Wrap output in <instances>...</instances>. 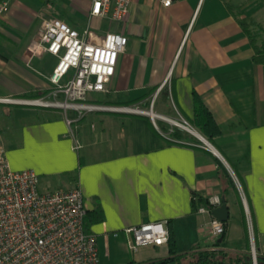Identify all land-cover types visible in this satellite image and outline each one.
I'll list each match as a JSON object with an SVG mask.
<instances>
[{
  "label": "crops",
  "instance_id": "0c3cea01",
  "mask_svg": "<svg viewBox=\"0 0 264 264\" xmlns=\"http://www.w3.org/2000/svg\"><path fill=\"white\" fill-rule=\"evenodd\" d=\"M92 1L73 0L84 20L72 26L120 32L127 45L108 91L89 100L138 106L156 113V123L150 114L98 111L70 126L66 116L76 118L75 111L71 117L61 108L0 102V145L11 168L35 170L40 185L43 178L53 185L48 192L80 187L87 209L98 207L103 216L85 224L97 236L100 257V240L104 247L111 237L127 241L128 227L166 220L178 255L204 249L251 254L254 246L264 258V64L253 63V45L239 22L251 16L264 27V0H176L170 7L133 0L123 21L91 17ZM41 22L22 0L0 15V97L51 95L58 58L52 66L44 61L53 55L24 60ZM200 101L222 127L214 143L192 123ZM169 118L187 120L218 153ZM197 195L228 203L221 245L205 226L210 215L194 210Z\"/></svg>",
  "mask_w": 264,
  "mask_h": 264
},
{
  "label": "built area",
  "instance_id": "2783aa9c",
  "mask_svg": "<svg viewBox=\"0 0 264 264\" xmlns=\"http://www.w3.org/2000/svg\"><path fill=\"white\" fill-rule=\"evenodd\" d=\"M13 0H0V15L5 14ZM170 7L176 0H159ZM133 0H93L91 17H108L123 21ZM52 8V4H48ZM41 26L29 42L24 60L53 55L58 58L50 81L49 97H0V102L72 110L76 118L67 117L71 126L87 113L98 111L150 114L149 110L130 105H109L89 100V94L107 92L108 83L116 73L119 56L125 51L127 37L120 32L101 34L91 26L79 30L60 18L41 16ZM68 78V79H67ZM175 126L191 133L192 125L169 118ZM195 134V133H194ZM76 147L80 143L76 141ZM236 184L237 176L231 171ZM209 206L199 213L210 215L205 224L214 237L226 232L225 222L214 217L212 210L222 204L220 196L209 198ZM87 205L80 187L52 192L40 191V178L33 169L13 170L5 147L0 145V264H101L97 236L86 230ZM127 244L138 252L141 247L167 244L170 229L166 220H157L128 227ZM254 264L258 255L252 247Z\"/></svg>",
  "mask_w": 264,
  "mask_h": 264
},
{
  "label": "trees",
  "instance_id": "16d2710c",
  "mask_svg": "<svg viewBox=\"0 0 264 264\" xmlns=\"http://www.w3.org/2000/svg\"><path fill=\"white\" fill-rule=\"evenodd\" d=\"M237 17H239L236 14ZM239 22L243 26L246 34L249 36L251 44L254 48V56L252 58L255 64H264V27L261 23L257 22L253 17L246 16L239 17ZM38 95H32L37 98ZM193 125L212 143L214 137L222 133V127L216 122L211 110L203 103L199 102L195 108V118L192 121ZM228 180L233 184L235 183L232 175L222 165ZM194 210L198 211L202 205L209 206V199L200 195L194 198ZM103 219L101 210L97 207L94 211L87 210L85 217V224L91 225ZM226 224V223H225ZM226 233V232H225ZM225 233L222 237H225ZM170 255L166 258H161L151 264H254L251 254L231 253L225 250L218 249H204L198 250L183 255L177 253L176 236L172 228H170V237L168 241ZM222 242H217L216 245H221ZM258 264H264V258L258 256Z\"/></svg>",
  "mask_w": 264,
  "mask_h": 264
},
{
  "label": "rangeland",
  "instance_id": "374dc122",
  "mask_svg": "<svg viewBox=\"0 0 264 264\" xmlns=\"http://www.w3.org/2000/svg\"><path fill=\"white\" fill-rule=\"evenodd\" d=\"M27 5L31 6L34 10L39 13L40 19L41 16L47 17H56L60 18L63 21L67 22L70 25L78 27L80 22L84 20V16L79 9L80 7L76 6L73 3V0H22ZM48 4H52V8L48 7ZM76 9V10H75ZM76 11V12H75ZM110 20H107L102 28L108 30ZM1 43V40H0ZM15 50V48H14ZM48 66H52L57 62L56 57H51L49 60L44 61ZM68 79V78H67ZM32 106V105H31ZM24 106H14L11 105L10 108L14 111H24ZM156 110H159L158 104L156 105ZM71 117L75 115L70 111ZM29 118L22 119V121H28ZM182 121V119H177ZM158 122L160 120L158 119ZM175 127V125H173ZM173 129V128H172ZM185 135H190L195 143L200 145H205L197 135L189 132L188 130H181ZM188 133V134H187ZM53 185L47 183V179L43 178L41 180L40 191L48 192L49 188ZM53 188V187H52ZM100 250H101V264H151L154 261H158L161 258L169 255V246L164 244L161 246H145L141 247L138 252H134L129 249L125 237L121 235L118 238L111 237L109 240L108 248L104 247V243L100 240ZM109 249V253H108ZM253 249V248H252ZM251 249V251H252Z\"/></svg>",
  "mask_w": 264,
  "mask_h": 264
},
{
  "label": "water",
  "instance_id": "95a60500",
  "mask_svg": "<svg viewBox=\"0 0 264 264\" xmlns=\"http://www.w3.org/2000/svg\"><path fill=\"white\" fill-rule=\"evenodd\" d=\"M206 142L209 143V141L207 140ZM212 214L214 217L218 218L219 220L223 222H227L229 220V206L224 198L222 200V204L212 210ZM222 241H223V237H220L219 242H222Z\"/></svg>",
  "mask_w": 264,
  "mask_h": 264
},
{
  "label": "bare ground",
  "instance_id": "6f19581e",
  "mask_svg": "<svg viewBox=\"0 0 264 264\" xmlns=\"http://www.w3.org/2000/svg\"><path fill=\"white\" fill-rule=\"evenodd\" d=\"M153 116H157L156 113L154 112H150ZM201 140L204 141V143L209 146L212 150H214L215 152H217V150H215L211 144L207 143L206 140L202 137V135H200L197 131L194 132ZM218 153V152H217Z\"/></svg>",
  "mask_w": 264,
  "mask_h": 264
}]
</instances>
